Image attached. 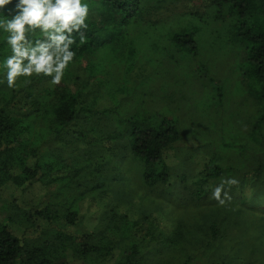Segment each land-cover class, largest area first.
Here are the masks:
<instances>
[{
    "label": "trees",
    "instance_id": "1",
    "mask_svg": "<svg viewBox=\"0 0 264 264\" xmlns=\"http://www.w3.org/2000/svg\"><path fill=\"white\" fill-rule=\"evenodd\" d=\"M88 3L87 43L74 46V63L60 84L52 86L42 76L19 83L16 89L0 84V264H67L69 258L102 264L117 249H122L117 264H143L148 256L162 260L181 240L195 248L202 245L210 258L222 254L228 247L231 227L242 224L243 219L237 218L264 205L263 158L254 159L244 172L230 164L224 167L217 158L207 161L201 178L184 186L185 205L203 207L197 218L190 215L194 224L184 217L172 229L160 228L157 217L145 214L144 235L134 239L132 228L139 221L119 210L120 203H113L101 213L93 231L79 235L67 229L80 222L79 201L86 198L87 191L109 188L118 182L122 173L117 160H124L128 154L143 164L142 176L148 187L170 183L172 167L167 162V151L183 139L179 121L158 112L141 115L139 110H132L129 98L138 89L133 83L142 86L147 78L155 76L150 67L169 63L176 68L188 56L197 59L204 29L219 31V36L224 31L227 40L238 46L240 66L251 81L253 104L258 106L257 115L249 118L251 131L244 137L260 141L264 136V0ZM7 54L0 35V58ZM207 67L205 63L196 68L218 91L217 77ZM173 72L170 70L171 75ZM91 133L96 138L90 137ZM84 141L90 146L101 141L111 145L94 152L90 147H78ZM45 142H49L46 151L53 157L52 163L43 160L41 147ZM70 145H76L75 153L69 154L72 163L63 154ZM227 145L231 147L230 142ZM56 168L80 177L77 187L84 188L75 194L58 186L45 195L46 200L37 202L21 203L16 195L4 198L3 190L8 185H15L24 195L37 183L58 182L61 175L51 172ZM186 177L182 174L177 181L184 182ZM224 177H234L238 183L226 186L230 198L220 204L208 196L211 190L201 187V183L215 179L217 186ZM243 186L249 187L245 190ZM108 188L98 194H106ZM129 197L124 198L127 203ZM225 211L229 212L228 218ZM130 238L133 240L128 241ZM237 252L223 254L217 260L211 258L208 264H233L232 256L237 258ZM191 260L187 252L181 263L189 264Z\"/></svg>",
    "mask_w": 264,
    "mask_h": 264
},
{
    "label": "rangeland",
    "instance_id": "2",
    "mask_svg": "<svg viewBox=\"0 0 264 264\" xmlns=\"http://www.w3.org/2000/svg\"><path fill=\"white\" fill-rule=\"evenodd\" d=\"M195 1L198 4L205 3V0ZM220 32L219 36V31L210 29L202 31L197 59L188 56L177 64L176 68H171L172 64L169 63L154 64V67H150L155 71L154 77L147 78L142 86H137L136 83L132 85L133 88L138 87L133 94L138 100L129 98L132 110H139L141 115H149V112L154 115L158 112L162 116L179 121L178 126L182 130L183 139L167 151V162L172 167L171 184L157 188L148 187L142 176L143 164L134 155L128 154L124 160H117L122 175L118 177V182L110 184V190H107L106 194L98 193L108 188L107 186L97 190L90 188L91 191H87L86 198L79 201L80 222L76 226H69L68 231H78L79 235L93 231L101 213L109 209L113 203H120L119 210L127 213L133 221H139L132 228L135 232L134 239L144 235L145 214L157 217L160 228L169 229L172 226V229L174 224L184 217V220L194 224L191 216L197 218L203 207L185 205L187 195L184 186L191 185L201 178L200 173L207 161L217 158L216 160L224 167L230 164L244 172L249 168L246 165H251L254 159L259 157L264 159V136H260V141L244 137L251 131L249 118L253 119L258 109V106L254 105L251 81L241 69L238 46L227 40L224 31ZM205 63L208 65V72L211 75L214 73L217 77V83L220 85L218 91L208 83L209 77H204L198 70L199 66ZM170 70L174 71L172 75ZM121 82L126 83L124 79ZM71 130L70 128L69 131ZM90 137L96 138L92 133ZM228 142L231 143V147H228ZM239 143L245 144L242 148L248 150L243 152L241 147H235V144ZM77 145L82 149L90 147L96 152L111 143L101 141L90 146L84 141ZM48 146L49 142H45L41 147L45 164L53 162V157L51 158L50 153L46 151ZM75 147L76 145H70L64 149L63 154L71 163L69 154L75 153ZM104 153L108 155L107 151ZM93 156L96 157L97 154L94 153ZM51 172L55 176L61 175L58 182L49 185L37 183L34 187L28 188L24 195L15 185H8L3 190L4 198L12 199L13 195H16L21 203L28 200L37 202L41 199L46 200L45 195L58 186L63 191H73L75 194L84 188L77 187L80 177H71L67 170L58 171L56 168ZM182 174L187 176L184 182L177 181ZM215 181L214 179L209 183L203 182L201 187L210 191L216 186ZM243 187L247 190L249 186ZM114 194L118 197L114 198ZM126 197L131 200L129 203L124 199ZM4 198L2 201H6ZM224 214L228 218L229 212L225 211ZM241 219L242 224L239 226L234 224L231 227L233 232L229 233L228 247L221 251L222 254L211 255V258L217 260L223 254L231 256L240 250L237 252V258L232 256L233 264H264V205L244 212L237 218L238 221ZM201 230L205 232V229ZM231 237L234 239L231 240ZM131 240L133 239L130 238L128 241ZM187 252L192 257L189 264H208L211 261L210 255L204 252L202 245L195 248L181 240L163 255L162 260L148 256L143 264H182L181 259H184ZM121 253L122 249H117L115 254L102 264H117ZM67 264L86 263L82 259L69 258Z\"/></svg>",
    "mask_w": 264,
    "mask_h": 264
},
{
    "label": "clouds",
    "instance_id": "3",
    "mask_svg": "<svg viewBox=\"0 0 264 264\" xmlns=\"http://www.w3.org/2000/svg\"><path fill=\"white\" fill-rule=\"evenodd\" d=\"M89 18L88 0H0V35L8 49L0 58V84L16 89L41 76L60 84L74 63V46L87 43ZM237 183L222 178L210 198L224 204L230 198L226 186Z\"/></svg>",
    "mask_w": 264,
    "mask_h": 264
}]
</instances>
